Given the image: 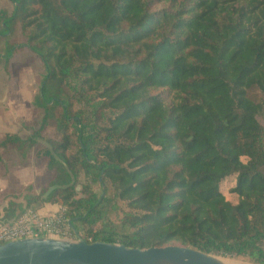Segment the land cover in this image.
Here are the masks:
<instances>
[{"label":"trees","instance_id":"1","mask_svg":"<svg viewBox=\"0 0 264 264\" xmlns=\"http://www.w3.org/2000/svg\"><path fill=\"white\" fill-rule=\"evenodd\" d=\"M8 1L0 63L15 90L12 63L35 57L41 114L0 160L61 138L49 187L5 219L58 203L76 240L264 264V0Z\"/></svg>","mask_w":264,"mask_h":264},{"label":"rangeland","instance_id":"2","mask_svg":"<svg viewBox=\"0 0 264 264\" xmlns=\"http://www.w3.org/2000/svg\"><path fill=\"white\" fill-rule=\"evenodd\" d=\"M1 7L11 9L12 5L8 0H0ZM12 69L16 78L15 90H11L8 77L3 69V62L0 63V138L6 134L28 136L33 129L37 128L41 114V111L32 104L40 83L41 66L39 62L33 55L25 54L12 63ZM60 138L55 126L51 125L44 131L43 138L28 151L25 157L11 151L7 153L6 161L0 160V223L13 222V218L26 206L28 198L49 187L55 177V171L48 166L49 156L46 152L59 142ZM234 178L233 176L226 179L221 184V190L228 200L237 203L238 197L231 191L235 186ZM90 183L93 190L101 191L98 183ZM78 190H81V186H78ZM11 203L15 204V215L13 218L5 219L4 215ZM46 205L60 206L58 203H47ZM108 222L109 225L119 224L120 215L113 213ZM72 238L76 240L69 234L68 239L73 240ZM221 259L227 264H257L249 260L230 257Z\"/></svg>","mask_w":264,"mask_h":264},{"label":"water","instance_id":"3","mask_svg":"<svg viewBox=\"0 0 264 264\" xmlns=\"http://www.w3.org/2000/svg\"><path fill=\"white\" fill-rule=\"evenodd\" d=\"M70 222V220H69ZM0 264H227L220 258L181 245L128 247L108 242H88L32 237L0 244Z\"/></svg>","mask_w":264,"mask_h":264},{"label":"built area","instance_id":"4","mask_svg":"<svg viewBox=\"0 0 264 264\" xmlns=\"http://www.w3.org/2000/svg\"><path fill=\"white\" fill-rule=\"evenodd\" d=\"M65 208L54 210L26 209L11 223H0V244L32 237H56L68 239V220ZM70 240V239H69Z\"/></svg>","mask_w":264,"mask_h":264},{"label":"crops","instance_id":"5","mask_svg":"<svg viewBox=\"0 0 264 264\" xmlns=\"http://www.w3.org/2000/svg\"><path fill=\"white\" fill-rule=\"evenodd\" d=\"M54 209H56L55 205H46L45 207L41 208L40 210L47 211V210H54Z\"/></svg>","mask_w":264,"mask_h":264},{"label":"bare ground","instance_id":"6","mask_svg":"<svg viewBox=\"0 0 264 264\" xmlns=\"http://www.w3.org/2000/svg\"><path fill=\"white\" fill-rule=\"evenodd\" d=\"M229 264V263H228Z\"/></svg>","mask_w":264,"mask_h":264}]
</instances>
